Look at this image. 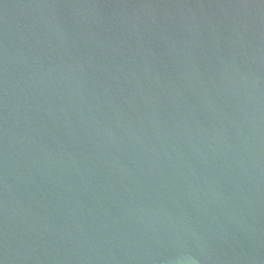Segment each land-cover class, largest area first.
Masks as SVG:
<instances>
[{"label": "water", "instance_id": "95a60500", "mask_svg": "<svg viewBox=\"0 0 264 264\" xmlns=\"http://www.w3.org/2000/svg\"><path fill=\"white\" fill-rule=\"evenodd\" d=\"M0 264H264V0H0Z\"/></svg>", "mask_w": 264, "mask_h": 264}]
</instances>
